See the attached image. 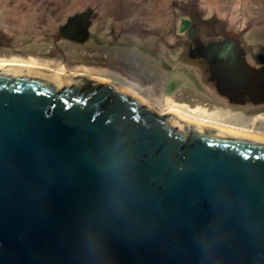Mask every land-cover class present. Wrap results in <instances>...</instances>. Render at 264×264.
<instances>
[{
	"label": "water",
	"instance_id": "obj_1",
	"mask_svg": "<svg viewBox=\"0 0 264 264\" xmlns=\"http://www.w3.org/2000/svg\"><path fill=\"white\" fill-rule=\"evenodd\" d=\"M93 15L59 37L86 44ZM198 55L232 104H264L238 41L196 38ZM83 89L0 67V264H264V140Z\"/></svg>",
	"mask_w": 264,
	"mask_h": 264
},
{
	"label": "rangeland",
	"instance_id": "obj_2",
	"mask_svg": "<svg viewBox=\"0 0 264 264\" xmlns=\"http://www.w3.org/2000/svg\"><path fill=\"white\" fill-rule=\"evenodd\" d=\"M89 9L92 40H62L67 20ZM224 34L240 36L252 57L264 54V0H0V66L95 78L143 96L161 117L178 110L247 128L264 122V109L228 108L190 56L194 38L209 44Z\"/></svg>",
	"mask_w": 264,
	"mask_h": 264
},
{
	"label": "flooded vegetation",
	"instance_id": "obj_3",
	"mask_svg": "<svg viewBox=\"0 0 264 264\" xmlns=\"http://www.w3.org/2000/svg\"><path fill=\"white\" fill-rule=\"evenodd\" d=\"M95 14V12H94ZM94 16V15H93ZM93 21H92V26L90 28V39L88 40V42H90L92 40V35H93V32H92V28H93ZM225 37H228V41L230 42H233V41H238L241 48L244 49V52H245V60L247 62V64L250 66V67H253V68H261V67H264V54H257L255 55L254 57H252L250 55V53L246 50V48L244 47L241 39H240V36H233V35H229V34H224L223 38L221 40H218V41H215V42H223L225 40ZM63 40V39H62ZM195 40L196 38H194V43H195ZM65 42H67L68 44L70 45H73V46H81V45H78V44H75V43H72V42H69V41H66L64 40ZM87 42V43H88ZM205 45H208V44H205ZM194 47V46H193ZM224 49H226V47L224 46L223 47ZM192 50V49H191ZM183 55H185V51L183 53ZM198 60L201 61L202 63H204L206 65V69L208 70V73H209V64L206 62L205 59L201 58L199 55H198ZM210 75V73H209ZM72 82L75 83V82H79L80 80L84 82V91H87L90 89L91 85L93 83H100L101 85H105V84H108L106 82H100L99 80H94V79H89L87 76H73L72 77ZM209 83H211V85H213V87L215 88V91H216V95L218 96V98L225 104L228 106V108L230 109H234V110H249V111H257V112H260L261 110L264 109V104L262 105H255V104H252V103H248L246 105H236V104H232L230 102V100L225 97V96H222L218 93L217 89H216V85L214 82H212L210 79L208 80ZM114 86V84H111ZM74 86V85H73ZM156 111V110H155ZM248 111V112H249ZM157 112V111H156ZM158 113V112H157ZM160 116V115H159ZM167 116V115H166ZM164 116V117H166ZM248 127H251L254 131H256L257 133H260L261 130H264V122L259 120L257 123H253V122H250V124L248 125Z\"/></svg>",
	"mask_w": 264,
	"mask_h": 264
},
{
	"label": "bare ground",
	"instance_id": "obj_4",
	"mask_svg": "<svg viewBox=\"0 0 264 264\" xmlns=\"http://www.w3.org/2000/svg\"><path fill=\"white\" fill-rule=\"evenodd\" d=\"M0 67H5V68H22V69H23V67H25L27 69H34V70L42 69L40 67L19 66V65H5V66H0ZM44 70L47 71V72H49V73H51V74H53V76L55 78L61 79V80H69V79H72V77H73L72 75H67L66 73L65 74H62V72L61 73H57V72H53L51 70H46V69H44ZM124 88H125V90H124L125 92H127V93L128 92L129 93L131 92L130 90H128V88H126V87H124ZM134 95H136V94H134ZM135 99L140 100L142 103L146 102L145 101V98L143 96H141V95H136L135 96ZM170 112L176 113L180 117V119L182 121H185V122L197 123L199 125H206V126H208V125L209 126H214L215 128H218L221 131H226V132H229V133L239 134V135L241 134V135L250 136V137H253V138H259L261 140H264V133H261V132L260 133H257L251 127H247V128H245V127L244 128H240V127H230V126L225 125V124H219V123H217L215 121L214 122L206 121L205 119L203 120L202 118H197L195 116L189 115V114H187L185 112H182V111L172 110Z\"/></svg>",
	"mask_w": 264,
	"mask_h": 264
}]
</instances>
